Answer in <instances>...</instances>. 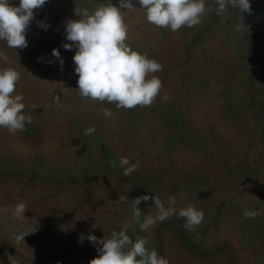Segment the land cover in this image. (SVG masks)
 I'll return each instance as SVG.
<instances>
[{
  "label": "rangeland",
  "instance_id": "rangeland-1",
  "mask_svg": "<svg viewBox=\"0 0 264 264\" xmlns=\"http://www.w3.org/2000/svg\"><path fill=\"white\" fill-rule=\"evenodd\" d=\"M100 3L107 0H48L35 10L27 48L0 42L9 57L0 59V69L20 73L16 94L32 116L25 131L0 128V207L28 206L23 222L0 214V264H90L102 245L88 237H110L126 224L133 241L146 238V247L170 264H264V0H250L243 31H236L239 9L230 7L176 33L148 23L132 0L136 9L125 17L129 44L164 66L155 73L161 96L132 110L81 97L77 49L63 47L71 43L65 21L79 19L74 9L92 12ZM88 128L95 132L85 135ZM121 157L138 169L125 176ZM145 195L159 196L165 207L175 196L176 214L141 231L132 205ZM188 206L205 216L191 232L178 215ZM139 208L141 223L157 215L152 200ZM246 209L261 215L246 219Z\"/></svg>",
  "mask_w": 264,
  "mask_h": 264
},
{
  "label": "clouds",
  "instance_id": "clouds-1",
  "mask_svg": "<svg viewBox=\"0 0 264 264\" xmlns=\"http://www.w3.org/2000/svg\"><path fill=\"white\" fill-rule=\"evenodd\" d=\"M48 0H19V6H13L10 0H0V42H6L8 48L25 49L28 47L26 38L29 26L35 19V10L45 6ZM139 5L146 15L148 23L157 27L168 29L176 33L184 28L198 27L208 13L215 11L216 15H224L229 8L239 9L240 19L236 24V31H243L247 26L243 23L244 13L252 14L250 0H214V5L208 0H138ZM121 9H127L122 12ZM132 0H119V6L113 5L111 0L100 3L92 12L77 6L74 14L78 20L65 21L66 50L76 52L73 57L75 73L78 75V92L81 97L94 101L114 104L116 109L132 110L137 107H150L157 97L161 96L163 83L155 75L161 72L164 66L155 59H150L132 49L129 44L130 29L126 22V13L134 11ZM39 27L47 30L50 25L39 22ZM52 55L63 60L58 49ZM0 59L5 63L9 57L0 53ZM21 79L20 73L14 68L0 69V128H5L9 133L25 131V125L32 123V116L24 113V97L16 94L17 85ZM164 101L169 97L162 96ZM57 107H61L59 97L56 98ZM106 118H111L113 112L109 108L102 109ZM95 128L85 129V135H91ZM119 164L124 168V175L129 176L135 172L139 165L130 164L127 157H121ZM111 166L117 165L112 162ZM128 197L121 195L119 201L127 202ZM154 201L157 209L155 217L145 216L141 223V201ZM175 196H169L168 207L159 196L145 195L133 200V220L139 223L141 231H146L155 226L157 221H164L176 209ZM28 206L24 201L17 202L14 206L0 207V214L11 215L16 221L23 222ZM184 219L186 231H194L204 221V213L194 206L181 208L178 213ZM261 213L257 210H245L246 219H255ZM130 224H126L119 232L113 231L110 237L97 239L90 235L89 241L102 245L97 248L98 257L90 264H170L169 260L159 256L155 250H150L146 245V238L137 237L135 241L128 235ZM23 233L15 236V240L24 242ZM11 264L13 262L11 261Z\"/></svg>",
  "mask_w": 264,
  "mask_h": 264
}]
</instances>
